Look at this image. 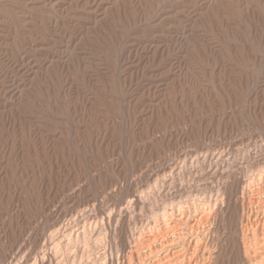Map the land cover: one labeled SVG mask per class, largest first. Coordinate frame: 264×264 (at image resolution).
Here are the masks:
<instances>
[{"label":"rangeland","instance_id":"374dc122","mask_svg":"<svg viewBox=\"0 0 264 264\" xmlns=\"http://www.w3.org/2000/svg\"><path fill=\"white\" fill-rule=\"evenodd\" d=\"M262 137L264 0H0V261L50 231L46 204L98 212L177 155Z\"/></svg>","mask_w":264,"mask_h":264},{"label":"bare ground","instance_id":"6f19581e","mask_svg":"<svg viewBox=\"0 0 264 264\" xmlns=\"http://www.w3.org/2000/svg\"><path fill=\"white\" fill-rule=\"evenodd\" d=\"M251 140L237 145L238 158L213 145L216 150L161 160L158 170L143 176L145 187L98 212L95 202L94 209L87 202L67 218L60 216L61 203L46 204L39 217H55L50 231L37 236L35 224L26 222L29 227L11 238L0 264H221L225 257L264 264V139ZM253 147L259 150L254 157ZM119 229L128 234L121 236ZM8 237L6 227L0 229V239Z\"/></svg>","mask_w":264,"mask_h":264}]
</instances>
